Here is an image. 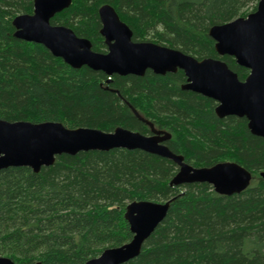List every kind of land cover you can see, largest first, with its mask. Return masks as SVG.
Returning <instances> with one entry per match:
<instances>
[{"label":"trees","instance_id":"trees-1","mask_svg":"<svg viewBox=\"0 0 264 264\" xmlns=\"http://www.w3.org/2000/svg\"><path fill=\"white\" fill-rule=\"evenodd\" d=\"M259 0H72L52 26L87 39L106 53L97 10L108 4L132 31L133 42L179 50L196 60L219 59L243 81L248 70L219 57L211 27L254 12ZM33 0H0V119L68 129L143 135L164 143L193 168L234 163L250 177L240 193L218 195L205 183L170 186L178 167L139 150L60 155L38 173L0 171V257L14 264H85L127 244L125 220L134 201L169 202L162 222L125 264H264V139L244 118H218L213 100L182 90L183 72L112 76L72 69L44 47L14 38L11 22L32 14Z\"/></svg>","mask_w":264,"mask_h":264},{"label":"water","instance_id":"water-1","mask_svg":"<svg viewBox=\"0 0 264 264\" xmlns=\"http://www.w3.org/2000/svg\"><path fill=\"white\" fill-rule=\"evenodd\" d=\"M72 0H33L32 14L13 18L14 38L41 45L53 57L72 69L87 67L102 72L109 84L111 77L144 76L183 72L182 90L191 91L216 102L218 118L234 116L247 121L251 135L264 139V0L254 12L223 25L213 26L208 36L219 57L228 56L236 65L248 70L243 81L219 59L196 60L179 50L151 42H133L132 31L119 19L112 6L98 8L99 35L106 53L92 51L91 43L77 37L64 26H52L50 20L68 9ZM150 134L143 135L118 127L112 132L92 128L68 129L58 122L32 124L0 119V171L27 167L38 173L53 165L60 155L74 156L80 152H108L114 149L139 150L169 160L178 167L170 186L205 183L218 195L242 192L250 181L249 174L234 163H218L210 168H193L182 157L174 155L164 144L169 134L154 129L134 110ZM169 202L134 201L125 209V220L132 239L117 248L105 249L85 264H125L136 258L143 244L162 222ZM0 264H14L0 257Z\"/></svg>","mask_w":264,"mask_h":264},{"label":"rangeland","instance_id":"rangeland-1","mask_svg":"<svg viewBox=\"0 0 264 264\" xmlns=\"http://www.w3.org/2000/svg\"><path fill=\"white\" fill-rule=\"evenodd\" d=\"M158 203H162V202L160 201V202H158Z\"/></svg>","mask_w":264,"mask_h":264}]
</instances>
